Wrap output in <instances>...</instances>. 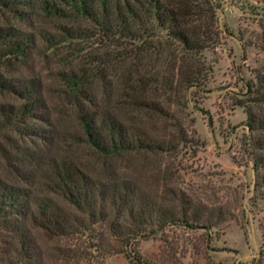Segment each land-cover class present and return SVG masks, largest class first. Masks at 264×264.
Masks as SVG:
<instances>
[{
    "label": "rangeland",
    "instance_id": "rangeland-1",
    "mask_svg": "<svg viewBox=\"0 0 264 264\" xmlns=\"http://www.w3.org/2000/svg\"><path fill=\"white\" fill-rule=\"evenodd\" d=\"M213 1L219 37L201 52L204 78L196 87L169 93L172 102L162 103L167 119L122 103L127 101L121 72L129 65L117 57L123 45L103 41L92 28L83 31L92 26L90 20L68 9L59 16L37 0L13 8L0 3V25L16 28L27 39L23 56L1 55L0 62L13 64H0V72L28 88L23 95L0 91V181L44 196L37 160L22 166L15 158L21 151L44 158L66 149L85 160L95 179L113 171L130 178L135 189L128 204L146 211L136 219L126 207L120 213L109 207L104 219L97 215L91 222L86 213L51 195L74 219V231L59 236L38 227L29 213L17 217L37 254L32 261H8L1 234L0 264H264V163L254 167L264 155L259 144L264 140V126L259 127L264 120V0ZM63 28L76 33L66 37ZM105 50L112 52L108 65L99 64L95 77L78 91L77 78L88 76L85 70L102 62ZM166 63L155 66L163 69ZM83 90L126 126L137 128L132 132L165 143L167 150L144 154L145 159L112 156L103 166L93 163L83 146L67 147L78 128V108L87 105ZM31 101L34 106L20 115ZM139 225L143 232L135 234Z\"/></svg>",
    "mask_w": 264,
    "mask_h": 264
},
{
    "label": "trees",
    "instance_id": "trees-1",
    "mask_svg": "<svg viewBox=\"0 0 264 264\" xmlns=\"http://www.w3.org/2000/svg\"><path fill=\"white\" fill-rule=\"evenodd\" d=\"M37 1L42 9L59 16L64 17L66 9L73 14H80L92 23V26L84 27L83 31L92 28L103 38V41L112 43L116 41L123 45V51L117 57L123 62H128L129 65L124 70L125 73L121 72L123 96L127 101L121 102L136 109H144L149 115L154 113L160 118H168L162 103L172 102L169 93L185 91L190 86L196 87L201 84L207 69L201 52L218 42L219 33L215 23L216 5L213 0ZM30 2L31 0H0L1 4L12 8L29 5ZM158 30H163L164 35ZM63 33L69 37L74 35L76 30L70 32L69 29L63 28ZM26 43L27 39L17 32L16 28L0 25V58L1 55L6 57L9 53L23 56L26 53ZM109 53L112 54L111 50L103 51L102 62L98 64L95 62L92 67L85 70L88 76L77 78L75 85L80 89L78 91L82 92V86L89 76L95 77L94 70L99 64L108 65ZM155 62H168V64H164L165 67L161 69L156 68ZM0 64L1 67L6 68L13 62H0ZM2 89L18 92L21 95L28 92L26 86L4 77L1 71L0 91ZM83 91L87 105L82 103L78 108L76 116L78 128L73 132L72 143H67V147L75 146L80 149L83 146L85 155L93 159L95 161L93 163L100 162L103 166H108L105 163L108 157L136 154V157L145 159L144 154L154 155L167 150L165 143L154 142L143 136L144 134L132 132L137 128L126 126L111 108L108 106L104 108L106 105H101L97 97L90 96V91ZM28 97L29 93L26 97L27 101ZM32 106L34 101L26 102L20 115L26 114ZM2 108L3 106L0 105V113ZM12 111L13 109L10 108V112ZM7 118L11 119L10 116ZM176 124L173 122V127ZM263 126L264 120L259 121V127L263 128ZM3 129L4 127H1V134L4 132ZM261 142L262 144L259 141L257 143L262 147L264 140ZM13 147L20 152V148ZM63 149L62 147L58 151ZM65 151L66 149L64 152L61 151L62 154L57 155L55 152L44 158L42 155L35 158L31 153L21 151V156L15 158V162L22 166L37 160V175L46 186L44 196H34L29 191L0 181V229L12 233L8 234L11 239L7 234L0 233L8 244L5 250L6 254H10L7 256L8 261L14 259L32 261L37 254L36 248L30 244L33 242L31 237L18 227L17 217L29 213L33 221H39L38 227L59 236L74 231L71 224L74 219L65 213L64 207L51 195L86 213L91 222L97 219V215L104 219L106 212L111 211L109 207H116L119 213L124 212L123 209L126 207L129 217L133 216L136 219L146 213L145 210L138 211L133 204H128L131 201L129 196L135 189L130 178L122 179L113 171L95 179L86 171L88 164L81 155L79 158L73 153L72 156L66 154ZM258 163H264V155L259 154L254 162L255 169ZM155 207L154 204L151 209L154 211ZM150 217H152L151 213ZM80 222L84 225L83 220ZM141 232L143 231L139 225L135 234ZM131 237L136 239L134 234Z\"/></svg>",
    "mask_w": 264,
    "mask_h": 264
}]
</instances>
